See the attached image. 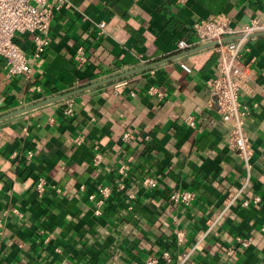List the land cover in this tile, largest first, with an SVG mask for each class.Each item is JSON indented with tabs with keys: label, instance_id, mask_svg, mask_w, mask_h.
I'll use <instances>...</instances> for the list:
<instances>
[{
	"label": "crops",
	"instance_id": "obj_1",
	"mask_svg": "<svg viewBox=\"0 0 264 264\" xmlns=\"http://www.w3.org/2000/svg\"><path fill=\"white\" fill-rule=\"evenodd\" d=\"M67 1L70 7L54 11L38 55L31 35L18 40L32 64L29 75L8 78L0 57V114L174 55L195 20L241 25L264 17V0ZM248 45L257 83L253 96L240 98L257 105L246 124L248 172L225 147L209 103L213 47L72 96L71 114L63 99L1 121L0 264H141L165 249L195 245L191 264H264V35ZM78 46L88 64L74 60ZM151 84L163 88L162 99L147 93ZM121 164L128 165L132 200L112 188ZM147 176L155 188L143 187ZM102 186L112 188L107 197L98 192ZM242 187L243 197L257 195L260 204L226 210V196ZM173 189L192 191L194 201L172 204ZM236 235L251 242L232 258L223 247L236 244Z\"/></svg>",
	"mask_w": 264,
	"mask_h": 264
},
{
	"label": "built area",
	"instance_id": "obj_2",
	"mask_svg": "<svg viewBox=\"0 0 264 264\" xmlns=\"http://www.w3.org/2000/svg\"><path fill=\"white\" fill-rule=\"evenodd\" d=\"M183 2L184 0H176ZM61 7H70L67 0H0V57L4 60L5 73L8 78L16 75H29L32 64L27 57V53L20 47L18 40L23 35H31L34 42L33 52L38 55L46 44V37L49 30L50 21L55 10ZM100 28L104 27V22H100ZM264 32V17H252L246 23L236 25L230 19L218 22L210 20H195L190 27L189 36L176 41V50L183 51L191 48L195 44L206 42H217L212 46L217 54L214 71L206 78L205 83L209 89V103L214 104L219 114L216 127L223 130L225 147L235 152L243 161L247 172L250 170L252 149L250 145V133L247 128V119L251 116L252 106L244 105L240 102L243 96H253L256 90V73L251 69L252 57H247L250 52L248 41L252 35ZM239 36L234 40L222 42L225 38ZM73 58L79 66L88 64V58L83 46H78L74 51ZM125 83V82H124ZM147 93L162 99L165 92L162 87L151 84L147 88ZM133 94V92H131ZM67 105L64 113H72V103L66 98ZM186 124L193 128L194 118L187 116ZM130 134L125 132L122 139H128ZM30 156V152L28 155ZM100 162V154L96 153L93 163ZM128 165L121 164L118 168L117 176L112 188L116 193H124L126 198L132 200L135 193L128 190L127 177ZM44 182L37 179L35 189L38 193L43 191ZM143 187L155 188L157 180L147 176L142 180ZM245 187V185H244ZM109 186H102L98 192L107 197L111 190ZM242 189L235 193L228 194L225 199V209L239 204L243 208L257 206L260 204V197L257 195L242 196ZM94 199V195L88 196ZM172 204L189 206L195 199V194L188 190L173 189L168 195ZM99 213L98 210H95ZM212 223L217 219L211 220ZM210 222V221H209ZM264 231V226L261 228ZM236 244L224 246V253L232 258H236L239 253L248 248L251 239L236 235ZM182 234L176 235V244L182 243ZM196 246V245H195ZM195 246L184 247L180 252L165 249L158 256L150 255L141 264H191V257Z\"/></svg>",
	"mask_w": 264,
	"mask_h": 264
},
{
	"label": "water",
	"instance_id": "obj_3",
	"mask_svg": "<svg viewBox=\"0 0 264 264\" xmlns=\"http://www.w3.org/2000/svg\"><path fill=\"white\" fill-rule=\"evenodd\" d=\"M258 35H264V32L254 34L252 36H258ZM237 38H239V36L225 38V39L222 40V42L229 41V40H234V39H237ZM216 43L217 42H206V43L200 44L198 46H194V47H191L189 49L177 52L174 55L166 56V57L161 58L159 60H155L153 62H150V63H147L145 65L139 66L137 68H133L131 70H127V71L119 73V74L108 76V77L102 78V79L94 81V82H89L87 84L80 85V86H78L76 88L67 90L65 92H62V93H59V94H55L53 96L41 99V100H39L37 102H33V103L28 104L26 106H22L20 108H16L14 110L5 112L3 114H0V122L4 121L6 119L12 118V117H14L16 115L31 111L33 109H37V108L43 107L45 105H49V104L61 101V100L66 99V98H70V97L75 96V95H77L79 93H82L84 91L99 87L101 85H104V84H107V83H110V82H113V81H116V80H119V79H122V78H125L127 76L136 74L138 72L150 69L152 67H155V66L160 65L162 63H165L167 61L173 60L175 58L184 56L186 54L195 52L197 50H201L203 48L212 47Z\"/></svg>",
	"mask_w": 264,
	"mask_h": 264
}]
</instances>
